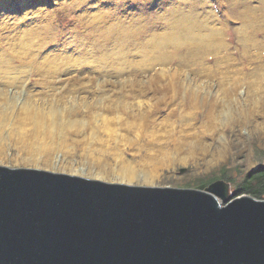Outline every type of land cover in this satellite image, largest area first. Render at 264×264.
<instances>
[{"label":"rangeland","instance_id":"374dc122","mask_svg":"<svg viewBox=\"0 0 264 264\" xmlns=\"http://www.w3.org/2000/svg\"><path fill=\"white\" fill-rule=\"evenodd\" d=\"M263 150L264 0H0V165L197 188Z\"/></svg>","mask_w":264,"mask_h":264},{"label":"water","instance_id":"95a60500","mask_svg":"<svg viewBox=\"0 0 264 264\" xmlns=\"http://www.w3.org/2000/svg\"><path fill=\"white\" fill-rule=\"evenodd\" d=\"M229 189L0 165V264H264V199Z\"/></svg>","mask_w":264,"mask_h":264},{"label":"trees","instance_id":"16d2710c","mask_svg":"<svg viewBox=\"0 0 264 264\" xmlns=\"http://www.w3.org/2000/svg\"><path fill=\"white\" fill-rule=\"evenodd\" d=\"M217 179H223L230 186L232 185L233 197L246 193L258 199H264V167L260 166L251 171H243L239 170L238 167L223 166L219 170V175L212 177L194 176L195 185L200 189H204L210 182Z\"/></svg>","mask_w":264,"mask_h":264},{"label":"bare ground","instance_id":"6f19581e","mask_svg":"<svg viewBox=\"0 0 264 264\" xmlns=\"http://www.w3.org/2000/svg\"><path fill=\"white\" fill-rule=\"evenodd\" d=\"M68 1V0H67ZM71 1V0H69ZM213 42V41H212ZM215 43V42H214ZM215 46V45H214ZM219 47V46H218ZM232 70V69H231ZM230 71V69L228 68V72ZM231 72V71H230ZM234 72V71H233ZM134 174V172L129 171H124L122 172L123 177L125 178H131V176ZM149 177V176H148Z\"/></svg>","mask_w":264,"mask_h":264}]
</instances>
